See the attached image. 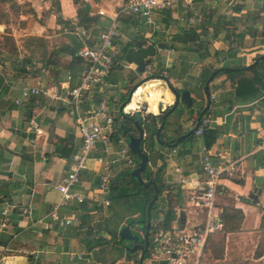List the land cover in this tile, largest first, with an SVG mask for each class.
Here are the masks:
<instances>
[{"label": "crops", "instance_id": "obj_1", "mask_svg": "<svg viewBox=\"0 0 264 264\" xmlns=\"http://www.w3.org/2000/svg\"><path fill=\"white\" fill-rule=\"evenodd\" d=\"M26 1L29 11L20 16L18 23L0 27V264H135L140 260L141 255L139 258L136 256L141 251L129 259V252L120 243L119 234L141 216L143 200L122 198L126 189H119L120 184L115 183L130 167L117 161L111 163L106 171L104 164L97 159L115 160L118 146L124 145L118 137L123 121L116 124L109 154L105 152V146L99 144L98 152L89 161L88 169L82 173L75 188L89 195L90 199L84 203L72 201L60 208L63 217H77L78 221L64 226L50 219V213L61 200L56 187L68 171L72 155L80 150L82 144L70 114V104L63 101L69 90L80 82L84 62L78 53L85 46L95 47L99 43L100 34L112 24L111 16L125 5L126 0ZM193 5L204 12L211 6L209 13L214 14L211 22L216 26L209 27L205 33L201 27L208 21L202 26L188 27V13L183 3L175 9L153 12L150 20L126 14L118 19V29L124 26L132 28L135 38L130 37L131 32L126 29L122 33L118 31L117 38L124 36L128 43H134L133 48L139 42L145 47L154 46L156 54L151 64L167 70L170 77L169 82L157 76L147 77L143 85L144 95H136L142 102H147L158 92L150 84L152 82L159 83L160 90H163L162 85L168 89L172 95L170 102L160 100L158 112L149 110V114L159 116L163 109H171L175 97L169 84L180 92L189 91L194 105L206 97L196 80L203 79L209 70L206 68L202 76L192 70L193 65L200 64L197 63L199 59L204 65L210 64L209 67H247L254 63L256 56L264 55V0H214L213 5L205 0H194ZM100 10L105 15H100ZM190 30L196 32L197 40L186 43L178 40ZM205 35L210 37L211 44L205 43ZM6 38L14 41L15 49L5 42ZM117 38L116 42L121 47ZM172 40L182 49L170 48L166 43ZM179 71L183 74L181 79L176 75ZM132 72L139 73L138 67L126 62L124 57L107 83L91 90L87 100L96 104L106 100L108 111L115 119L122 117L124 104L120 107V115H116L114 109L116 95L128 92L120 90L117 79L120 73L125 76L124 73ZM259 73L264 77V64ZM250 75L247 74L248 77ZM25 88L43 92L25 99ZM235 88L236 83L227 75L218 76L209 86L216 100L207 102V107L201 112L190 113L185 106L180 125L176 123V116L170 118L169 132L172 133H168L167 140L171 138L176 142L195 127L197 118L207 109L204 117L213 120L210 131L216 137L210 146L206 135H203L201 144L193 145L185 139L177 141L175 146L158 143L154 146L153 159L147 165L154 173L163 166L160 176L165 191L157 207L166 211L170 201L173 202L176 213L173 229L177 225L182 228L200 224L206 219L204 212L190 206L191 187L177 183L176 169L181 168L193 182L203 183L206 179L202 165L204 147L209 150L214 164L220 161L216 156L218 153L224 156L223 161L236 164L234 176L222 179L225 195L217 206L222 212L226 208L241 211L244 216L241 228L223 231L224 249L220 251L214 244L219 234H213L203 264H240L246 246L251 249L247 253L251 255L248 259L254 262L264 259L263 252L256 253L259 239L264 235V152L257 149L264 139V92L257 98L242 101L236 97ZM54 93L60 99L49 96ZM132 103L127 110L135 109ZM32 120L42 130L40 133L31 125ZM195 136L201 137L194 134L187 138L194 139ZM103 174H109L112 181L108 195L97 190ZM106 201H110V205H105ZM137 201L140 204L138 210L133 207ZM161 204L165 209L160 208ZM26 206L31 209V216L21 214ZM152 213L151 225L157 212L154 217ZM178 217L181 220L176 223ZM138 228L137 224L133 230L138 232ZM147 261L155 264L150 257Z\"/></svg>", "mask_w": 264, "mask_h": 264}, {"label": "built area", "instance_id": "obj_2", "mask_svg": "<svg viewBox=\"0 0 264 264\" xmlns=\"http://www.w3.org/2000/svg\"><path fill=\"white\" fill-rule=\"evenodd\" d=\"M205 1L210 5L214 2V0ZM181 3L185 5L186 12L188 13L186 17L188 27L202 26L208 21L209 10L212 7L208 6L210 8L206 12L196 9L193 5L194 0H129L126 5L111 16L112 24L100 34L99 43L95 47L85 46L79 51L78 56L84 62L80 74V82L69 90L67 97L63 101L70 104V114L75 120L82 138V144L80 150L72 155L68 171L56 187L61 194V200L50 213V219L53 222L70 226L78 221L77 217H63L60 213V208L72 201L84 203L85 200L90 199L89 195L78 192L75 188L80 182L82 173L88 169L89 161L98 152L99 144H103L105 152L109 154V146L116 132L115 117L108 111L106 100H100L96 104L89 102L87 99L91 90L107 83L114 68L122 60L123 50L116 42L119 25L118 19L121 15L126 14L150 20L153 12L175 9ZM99 14L105 15V12L100 10ZM137 91L132 95L133 100ZM42 92V90L36 88H25L23 90V97L29 99L32 95L37 96ZM49 96L53 99H60L55 96V93ZM210 99L216 100V96L211 95ZM16 103H19V101L17 100ZM138 104L140 109L137 111L144 121L150 113L148 104L145 101L138 102ZM135 112L131 111L129 115L133 116ZM31 125L37 133L42 131L34 120L31 121ZM212 125L213 120L204 117L195 135H205L212 128ZM257 149L264 152V139L257 145ZM203 151L205 157L202 165L206 177L203 183L193 182L192 179L183 173L181 168H177L176 173L178 184L191 187V194L189 196L190 206L199 212H204L206 219L200 224L193 226L186 225L182 228L180 225H177L173 229L157 234L153 238L149 250L150 258L153 259L155 264H201V257L205 251L208 238L213 234L222 232L224 229L223 213L217 205L219 199L225 195L222 179L234 176L237 172L236 164L223 161L224 156L221 153L216 155L220 161L214 164L209 156V150L204 147ZM114 156L116 158L113 162H108L104 157L97 159L100 163L104 164L106 171L109 170L111 163H116L117 161L124 163L132 169L138 167V163L131 155L128 146H118V150L114 153ZM111 182L110 175L103 174L97 190L104 195H108L111 189ZM110 203V201L104 202L105 205H110ZM21 214L31 216L32 211L26 206L21 210ZM3 215L6 216L7 213L4 212ZM180 220L181 218L178 217L176 223H179ZM6 221L7 218H5Z\"/></svg>", "mask_w": 264, "mask_h": 264}, {"label": "trees", "instance_id": "obj_3", "mask_svg": "<svg viewBox=\"0 0 264 264\" xmlns=\"http://www.w3.org/2000/svg\"><path fill=\"white\" fill-rule=\"evenodd\" d=\"M169 15H170V13H169ZM196 38H198L196 32H194L193 30H190V32H184L183 36H179L178 40H182L184 43H186L189 41L197 40ZM5 42L7 44L11 45L13 47L12 49H15L14 41L11 38H6ZM133 47H134V43H129L127 46V50H125V48L123 49L122 59H124L128 50L133 48ZM215 55H218V52H216ZM261 56H263V55L256 56L255 60L260 59ZM263 64H264V61L260 60L259 64H257L250 71H243L242 69L244 67H241V66H239V67L238 66L228 67V68H232L235 70H232L230 73L221 72L215 78H217L218 76H221V75H227L229 78H231L234 81V83H236V88H235L236 97L239 100L247 101L249 99L259 97L264 92V77L259 73V68ZM220 68H223V67H220V66L212 67L211 66V67H209V69H207V70H209V72H207L206 76L202 79L203 89H204V86H205L207 80L209 79V77L215 71H217ZM248 73L252 74V75H250V77H248L247 76ZM183 91L185 92L186 90H183ZM181 93H183V92H181ZM168 111H169V109L166 110L162 115H159V116H155L153 114H149L148 116H146L143 123L144 124L150 123L154 127L152 137H154L156 135V132H157L160 124L162 123L163 117ZM207 111L208 110L206 109L205 113H207ZM121 116L122 117L115 119V126L118 122H120V121L125 122L126 119H128L129 117H132L130 115H124L123 112H122ZM140 117H141V115H140ZM119 131L123 132V130L121 128L119 129ZM212 134L213 133L210 130H208L205 133V135L208 138L207 141H208L209 146L216 140V137H213ZM114 135H113V137H114ZM145 149H146L147 153L151 156L154 153V142H151L150 146L145 147ZM131 155H133L132 152H131ZM133 156L137 159V162L139 163V159L135 155H133ZM162 167L163 166H161V168L158 170L157 173L150 171V168L147 167L148 168V174L145 177L143 176V178L148 183V187H145L143 184L139 183L133 177H131V180H127V181L117 180V182H115V183L120 184L119 189L120 188L125 189L124 186H128V188L130 187V191H129V189L125 190V194L122 195V198L134 199V200H138L139 198H141V200H143L141 216L137 220H145V223L143 225L139 226V228H138L139 231L136 233L140 236V243L142 245H144L146 243L145 233H146V220L148 219V207H149L150 203L152 202L153 198L155 197V195H158L160 198L162 196L163 192L165 191V187L162 184V179L160 176V172H162V170H163ZM154 185H157V187L159 189L158 192H156ZM156 203L157 202H155L153 204L151 211H153ZM222 213H223V219H224V229H223L224 232L237 231L241 228V223H242L243 218H244L243 213L241 211L226 208L223 210ZM175 219H176V213L174 211L173 202L170 201L168 209L164 213L163 217L156 224L151 225L150 234H149V237H150L149 245L147 246L144 260H146L150 257L149 247L151 246L153 238L157 234H159L160 232L167 231V230L171 229ZM131 220H133V219H131ZM263 220H264V218H263ZM135 225L132 227V229H135L137 227V222L135 223ZM116 238L119 239L117 235H116ZM209 239H210V237L208 238L207 243L210 241ZM117 243L119 244L118 240H117ZM128 257H129V259H132L135 257V255H131L130 253H128ZM135 264H140V260L136 261Z\"/></svg>", "mask_w": 264, "mask_h": 264}, {"label": "water", "instance_id": "obj_4", "mask_svg": "<svg viewBox=\"0 0 264 264\" xmlns=\"http://www.w3.org/2000/svg\"><path fill=\"white\" fill-rule=\"evenodd\" d=\"M136 46H137L136 48L128 50V52L125 55V60L129 64L136 65L138 67L139 73H145L147 67L152 62V58L156 54V50H155L154 46L145 47L144 43H142V42L137 43ZM260 60H264V55L261 56L260 59L255 60L254 63H252L251 65L244 67L242 70L243 71L252 70L257 64H259ZM23 65L25 66V62H23ZM232 70H235V69L223 67V68H220L217 71H215L209 77V79L207 80V82L204 86V92H205L206 98H207L209 103L211 102V99H210L211 93H210V89H209L210 83L221 72L230 73ZM153 77H155V76H153ZM163 79H165V78H163ZM165 80H166V82H169L167 79H165ZM146 82H147V79H144L139 84L134 86V88L131 90L127 102H125L123 105L124 115H129V113L131 111L135 112V111L140 109V106L137 103L138 105L135 109L127 110V108L133 102V99H132L133 93L138 88L142 87ZM169 88H170L171 92L174 94L175 100H174V103H173L171 109H169V111L164 115L162 123L160 124L155 136H156L158 143L165 144L167 146H175V145H177V143H176L177 141H182V140L186 139L187 137H190V136L195 134V132L197 131V129L200 126L202 119L204 118L205 112H202L200 114V116L197 118L195 127L192 128L189 132H187V134L179 137L176 142H174V140L171 138L165 142L161 141L160 136H161L162 131L165 128L167 118L169 116L173 115L174 113H176L181 104H183L184 106H186L189 109L192 108L194 105V98H192L191 93L189 91H185V92L181 93L176 88H174L171 84H169ZM166 110H168V108H166L165 110L163 109V111H161V115ZM139 114L140 113L138 111L135 112L132 117H129L128 119H126V121L123 122L120 126H121V129L123 130L122 134L124 136H128V139H129L128 146H129L131 152L139 159L138 168L133 170L131 176L133 178H135L139 183L143 184L145 187H148V183L144 181L142 174H143V172H145L147 170V165L149 164V161H150V155L147 153L145 147L150 146L151 142L149 143L148 140L150 138H153L152 134H153L154 127L150 123L144 124L143 119H142V117H140ZM182 115H183L182 111L178 112V116H177L178 119L176 122L177 125L182 124V122H181ZM169 131L170 130L168 128V132ZM169 133H172V131ZM154 188H155L156 192L159 191L157 185H154ZM158 198H159V196L156 195L148 207V217L149 218L146 221V233H145L146 243L144 245H142L140 243V236L138 234H136L137 232L135 230L132 229V227L135 225L136 221H131L126 227H124L121 230V232L119 234L120 243L124 244L125 249L130 254L134 255L139 250L141 251L140 264H143V260H144L145 254H146V249H147V246L149 245V239H150L149 234H150V228H151V208H152L153 204L155 202H157ZM144 223H145L144 220L137 221L138 226H141ZM127 242L134 243L135 245L132 247L128 246V245H126Z\"/></svg>", "mask_w": 264, "mask_h": 264}, {"label": "rangeland", "instance_id": "obj_5", "mask_svg": "<svg viewBox=\"0 0 264 264\" xmlns=\"http://www.w3.org/2000/svg\"><path fill=\"white\" fill-rule=\"evenodd\" d=\"M128 1L129 0H126L125 1L126 2L125 5L128 3ZM234 4L235 3H233L231 5V7H233ZM212 5H213V3H212ZM28 6H29V4H28V2L26 0H0V27H2V26L10 27V24H12V23H14V24L16 23L17 24L18 23V20L20 19V16L23 13L29 11V8L27 9ZM212 14H213V12L209 15V20H208L207 24H205L203 27H201L203 29L204 33H205L206 30H209L208 29L209 27H212L213 25L216 26L215 24H212V22H211V20L213 18L212 16L214 15V14L213 15ZM220 16H222V15H219V17ZM226 17H228V16H226ZM119 25H120V23H119ZM123 29H126V30L130 31L131 32L130 37H132L133 39L135 38L134 37L135 36V32H134V30L132 28H128V27L124 26V28L120 27L118 29V31H120L122 33ZM0 30H2V29H0ZM6 32H8V31L6 30ZM205 36H206L205 37V43L211 44L210 43L211 41H209L210 40V37L208 35H205ZM117 39H118L119 44L121 45V47L123 49L125 48V50H127V46H128L129 43L127 42L126 38L123 36L122 38L119 37ZM135 42H136V40H135ZM166 44H168L170 48L176 46V47L182 49L180 47V45L175 44L173 42V40H172V42L168 41ZM199 62H200L199 65H193L192 70H193V73H198V74L201 73V76H202V74L204 72H206V68L209 69L210 64H205L204 65L202 63V60H200V59L198 60L197 63H199ZM202 64H203V66H202ZM199 66H201V67H199ZM147 71L149 72V74H146ZM147 71L145 73H137V72H132L131 74L124 73L125 76H123V73H120V75L118 76L119 78L117 79V84H119L120 90L121 89L126 90L128 93H126L124 95H120L119 93H117V95H116V101H117V103H116V105H114V109L116 111V115L117 114L120 115V111H119L120 110V107L125 102H127L128 98H129V94H130L131 90L134 88V86H136L137 84H139L141 81H143L147 77H149V76H157V77L165 78L168 81H170V77H169V75L167 73V70H165L164 68L155 66L153 63L149 65V69H147ZM176 75H177V78H180V79L183 77L182 76L183 74L181 73V71L177 72ZM124 77H126V78H124ZM196 82H199L198 87H199V90L202 91V86H203L202 78L197 79ZM184 85L189 86L188 84H184ZM130 86H131V88H129ZM161 87L163 88V91H168V89L165 87V85H162ZM143 92H144V90H143V86H142V87H140L138 89L136 95L143 94ZM173 100H174V97H172V100L171 101H173ZM207 102L208 101H207L206 97L205 98L202 97L201 98V102L200 103L197 102L191 109H189V112L192 113L193 111H196V112L203 111L207 107ZM184 108H185V106L183 104H181L179 106V108H178V111L167 118L165 128L162 131L161 136H160V140L161 141H165V140L168 139V136H169V134H168L169 133L168 132V128L170 126V118L172 116L173 117L174 116L177 117L178 116V112H180V111L183 112V109ZM118 137H119V140L122 141L124 145H128V141H129L128 136H124L122 134V132H120ZM204 137L205 136H201V137H196L195 136L194 139H189L188 140V138H187L185 140H187V142H189V141L192 142L193 145L195 143L201 144L202 143V140H203L202 138H204ZM196 138H197V141H196ZM148 142L149 143L150 142H155L154 143V146H156L158 144L157 139H156V136L153 137V138H150L148 140ZM152 159H153V155L150 156V161ZM132 172H133V170H131L130 168L125 169L123 171V174L121 175V178L120 179L122 181L131 180ZM147 174H148V169L145 172H143V176H146ZM124 187H125L126 190L129 189V191H130V187L129 188H128V186H124ZM161 200H162V198H160V200L156 203V205L154 206V209H153L152 217H154V213L157 212L156 215H155V217H154V219H153L154 224H156L163 217L164 213L167 211V210L166 211H162V209L160 210L159 207H157V205L159 206L158 203ZM160 206H161L160 208L165 209L163 204H161ZM133 207L134 208L136 207L137 210L140 208V204L138 203V201H137L136 205H133ZM127 208H128L127 210H131L130 207H127ZM157 208L159 209L158 211H156ZM159 212H160V216L158 215ZM125 213H127V212H125ZM115 216H116V214H115ZM218 234H219V236H217L216 242L214 244H215V248L220 251V250H223L224 249V235H223V232H220ZM209 244L210 243H208V245L206 244L207 247L205 248V251L203 252V255L201 257V264H203V262L205 260V255H206V253L208 251ZM126 245H130L131 246L132 243L131 242H127ZM245 248L246 249H243V251H242V252H244V254L240 258V261H239L240 264H264V259L261 260V261H257V262H254V261L248 259V258L251 257V255H249L247 253L251 252V249L249 247H247V246ZM252 250H255V248L252 249ZM245 251H246V253H245ZM260 252H263L264 253V235H263V237H261L259 239V247L256 249V253L257 254L260 253ZM140 255H141V252H138V254H137L138 257L136 256V258H139ZM136 258L134 260V263L136 261ZM127 260H129V259H127ZM143 264H148L147 259L143 262Z\"/></svg>", "mask_w": 264, "mask_h": 264}, {"label": "bare ground", "instance_id": "obj_6", "mask_svg": "<svg viewBox=\"0 0 264 264\" xmlns=\"http://www.w3.org/2000/svg\"><path fill=\"white\" fill-rule=\"evenodd\" d=\"M152 86L156 87L158 89V92L156 94H153L151 97H149L147 99V102L149 104L148 110L153 111V112H158V103L160 100H165V101H169L171 99V94L169 93V91H163L160 90V88H158V84L156 82H152L150 83ZM161 87V86H160ZM164 95V97H163ZM134 100L138 101V102H142L141 100H139V98H135ZM170 102V101H169ZM168 103V102H166ZM133 108L137 107V103H132Z\"/></svg>", "mask_w": 264, "mask_h": 264}, {"label": "flooded vegetation", "instance_id": "obj_7", "mask_svg": "<svg viewBox=\"0 0 264 264\" xmlns=\"http://www.w3.org/2000/svg\"><path fill=\"white\" fill-rule=\"evenodd\" d=\"M134 245H135V244H134V243H132V246H134ZM132 246H131V247H132Z\"/></svg>", "mask_w": 264, "mask_h": 264}]
</instances>
